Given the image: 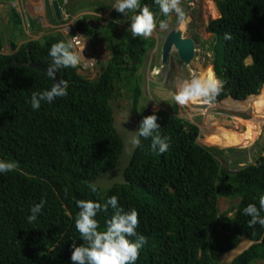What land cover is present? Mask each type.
I'll return each mask as SVG.
<instances>
[{
  "label": "trees",
  "instance_id": "trees-1",
  "mask_svg": "<svg viewBox=\"0 0 264 264\" xmlns=\"http://www.w3.org/2000/svg\"><path fill=\"white\" fill-rule=\"evenodd\" d=\"M213 1L220 15L207 28L213 36L208 47L210 70L224 82L214 102H241L259 95L264 86V0ZM140 2L158 20L169 17L153 0ZM11 17L20 24L15 10ZM75 26L91 38L97 33L85 20H77ZM226 32L230 40L224 39ZM113 33L118 37L108 40L112 55L100 76L90 80L76 67L61 68L56 77L67 81V94L42 102L35 111L26 102L31 92L49 88L53 81L30 64L46 67L48 48L62 39L52 34L20 46L12 41V53L0 50V160L16 162L15 169L0 174V264H72L70 245L82 243L74 225L75 200L103 204L112 195L123 209L137 211L136 232L145 236L146 243L135 264L264 261V227L249 226L250 217L242 213L249 203L258 207L264 194L263 154L229 171L218 159L223 151L197 144L195 124L156 112L158 131L168 137V150L153 152L150 140L142 138L126 171V184L108 190L94 184L115 166L122 150L113 127L114 105L133 100L130 108L138 124L152 114L139 113L141 89L133 82L155 42L132 38L126 30ZM93 185L96 192L90 191ZM41 197L46 201L42 212L28 223L29 206ZM221 198L238 200L231 215L219 212ZM112 212L108 208L97 213L98 230H105ZM244 239L253 244L231 262L221 263V257Z\"/></svg>",
  "mask_w": 264,
  "mask_h": 264
},
{
  "label": "clouds",
  "instance_id": "clouds-1",
  "mask_svg": "<svg viewBox=\"0 0 264 264\" xmlns=\"http://www.w3.org/2000/svg\"><path fill=\"white\" fill-rule=\"evenodd\" d=\"M62 1L64 2L68 0H60L59 2L61 15ZM153 3L158 6L160 13L165 17L169 16L170 14H174L179 25H183L185 22V12L181 7L180 0H153ZM12 6H14V4ZM44 6L45 0L43 1V7ZM110 8L114 9L118 13H121L124 17H127L128 27L126 31L130 32L132 38H136L138 36L148 38L152 35L155 28L158 27L161 30L168 28L166 20H158L149 7L147 5H142L140 0H112ZM21 19L22 18H20V21ZM22 20L23 21L20 22L21 26L30 23V19L27 18V16ZM61 21H56V25L58 24L57 27L60 25ZM45 23L46 22H43L42 25L46 26L47 23ZM97 24L98 23H94L92 25L90 24L91 29L94 28L93 25ZM179 25H176V27L169 32L177 29L179 30ZM74 27L75 31L78 32L75 23ZM52 34L60 35L62 39L66 41H58L53 43L48 48L47 56L50 58V62L46 66L45 73L46 76L53 81V83L49 88L31 92L30 97L26 102L34 111L39 110L42 102L51 103L57 97H63L67 94V81L62 79H59L58 81L55 80L58 70L61 68L76 67L77 72L80 75L91 79L88 74L90 72H94L98 62L100 61V59L94 56L91 48L87 44V39L89 40L91 37L80 33L86 40L87 47L90 51V56L94 57L97 61L96 66L91 70L80 69V67L77 65L80 64L83 57L82 52L73 50V43L71 41H67L66 36L59 30V28L55 33L45 34L44 37ZM183 36L186 35L184 34ZM183 36L182 38H185ZM152 39L155 40L154 38ZM224 39L230 40L231 34L227 32L224 33ZM9 43H12V41ZM156 46L158 45L156 44ZM156 46H154V48H156ZM196 51L197 49L195 45V54ZM172 53H174L175 56L177 54L175 50L171 51L167 61L163 62L161 51L162 63L169 62V58ZM193 62L194 60L192 63ZM183 66H185V68L188 70L192 69V64H183ZM189 73L191 74V71H189ZM223 83L224 82L217 78L211 70L196 73L193 74L190 79H184L178 84L173 99L179 105H186L189 103L212 104V102L215 100V97L220 93ZM121 102L123 106L120 105ZM127 104L128 102L126 100H119L118 103L114 105L115 115L120 111H122L121 113H124L119 117L121 126L127 119V114L125 112V109L128 110V108H125ZM132 116L136 121L134 115ZM196 126L198 127V125ZM159 128L160 125L157 122L156 114L152 113L150 115H146L140 121L137 131L131 133L128 136V143L133 146H139L141 144L142 138L149 139L150 143L148 147L150 150L158 154H163L168 150L169 142L167 136H162L160 134L158 131ZM200 132L201 129H199V136L201 135ZM199 136L197 138V144L199 142ZM198 145L203 146L200 143ZM15 168L16 162L0 160V174L11 172ZM90 191L96 192V187L94 185L91 186ZM45 203V199L41 197L38 203H32L29 206V214L26 216L28 223H33L37 220L38 215L41 214ZM75 205L78 208V212L75 216L74 225L76 231L79 233V238L82 243L77 245L74 242L72 245H70L72 251L70 253L69 259L72 264H135L139 250L146 243L145 236L136 232L138 218L135 208L128 210L123 209L118 205L116 195L109 196L103 204L97 200L77 199L75 200ZM108 208L113 210L112 215L109 219L105 220V230H98V221L95 217L98 212H105ZM242 213L250 217L248 220L249 226L259 224L261 227H264V215H262V213H264V194L259 196L258 207L256 204L249 203L242 209ZM130 237H133L134 239H129ZM252 244L253 243H251V245Z\"/></svg>",
  "mask_w": 264,
  "mask_h": 264
},
{
  "label": "rangeland",
  "instance_id": "rangeland-1",
  "mask_svg": "<svg viewBox=\"0 0 264 264\" xmlns=\"http://www.w3.org/2000/svg\"><path fill=\"white\" fill-rule=\"evenodd\" d=\"M2 1L0 0V4ZM208 2L215 6L213 0H180L181 7L185 12L183 35L186 36L183 37L192 39L197 49L192 63L191 75L189 70L183 68L175 59V54L170 56L169 62L162 63L160 46H156V44H161L160 41L167 32L179 25L175 15L170 14L166 20L168 28L161 30L157 27L148 37L155 39L154 46L156 48L153 46L148 49L139 69L140 75L134 79L133 83H138L141 89V96L138 101L139 113L168 112L171 116H177L198 125L201 129V137L199 136L198 143L207 148L223 151L222 158H218L221 166L226 167L229 171H235L254 162L260 154L264 155V99L262 98V90L259 95L241 102L225 99L212 104L209 103L212 107H207L203 103H189L178 108L175 107L177 103L173 99L177 86L182 80L190 79L200 67L202 72L206 69L210 70L212 52L209 51L208 47H210L213 36L207 32V28L211 21L219 18L220 14L215 6L216 16H212L207 9ZM104 4L101 3V6L104 7L106 5ZM2 11L0 9V38L2 40L0 50L2 53L8 54L11 53V43L9 42L14 41L20 46L30 40L32 36H25L21 24L15 25L11 21L10 26L7 27L4 22L6 15ZM112 20H114L113 17ZM43 38L44 36L38 37L39 40H43ZM60 38L62 39L61 36ZM109 61L108 55L101 57L94 72L88 74L90 80L97 79ZM247 63H251V59H248ZM234 162H239L240 167L233 168ZM237 203L238 200L221 198L218 202L219 212H230L229 215H231ZM250 246V242L245 239L242 240L237 249L221 257V263L231 262ZM255 264H264V261H258Z\"/></svg>",
  "mask_w": 264,
  "mask_h": 264
},
{
  "label": "crops",
  "instance_id": "crops-1",
  "mask_svg": "<svg viewBox=\"0 0 264 264\" xmlns=\"http://www.w3.org/2000/svg\"><path fill=\"white\" fill-rule=\"evenodd\" d=\"M44 0H3L0 4V9L5 13V24L10 26L12 17V11L15 10L20 18L24 19L26 16L30 19V23L22 25V29L25 31V36L30 37V40L38 39V37L44 36L48 33H55L57 31L56 19L52 9L53 0H45V6L43 7ZM101 3H105L104 7ZM112 0H68L62 1V10L66 9L72 15L73 23L77 20H85L87 24L98 23L96 28L97 33L95 37L87 39V44L91 48L94 56L98 59L107 56L111 57L112 50L109 47L108 40H111L115 35L113 32L123 33L128 27L127 17H124L121 13L111 9ZM14 4V6H12ZM114 20H112V17ZM21 19V22L23 21ZM46 22V26L42 23ZM99 26V28H98ZM45 27V28H43ZM115 38L118 36L115 35ZM66 41V40H63ZM90 41V42H89Z\"/></svg>",
  "mask_w": 264,
  "mask_h": 264
},
{
  "label": "water",
  "instance_id": "water-1",
  "mask_svg": "<svg viewBox=\"0 0 264 264\" xmlns=\"http://www.w3.org/2000/svg\"><path fill=\"white\" fill-rule=\"evenodd\" d=\"M59 2L60 0H53L51 3L55 19L58 22L62 19ZM93 27L96 28L97 26L93 25ZM161 49L163 62L167 61L169 53L173 50L176 51L179 61L184 65H191L195 57L194 41L189 38H182V33L178 29L169 32L163 42ZM30 66L40 72L45 73L46 67H39L35 64H30ZM55 80L58 81L59 79L55 77ZM129 103L131 106L133 104V100H130ZM120 105L123 106L122 102L120 103ZM121 112L122 111L118 112L116 115L114 114L113 127L122 143V150L118 156L115 166L112 169L101 173L99 177L94 181V184L96 186L106 190L113 188L117 184L127 183L126 171L131 166L136 150L139 147L130 145L128 143V136L131 133L136 132L139 125L138 122L133 119L131 108H129L128 110L125 109L127 119L125 122H123L122 126L120 124L119 117L124 113Z\"/></svg>",
  "mask_w": 264,
  "mask_h": 264
},
{
  "label": "built area",
  "instance_id": "built-area-1",
  "mask_svg": "<svg viewBox=\"0 0 264 264\" xmlns=\"http://www.w3.org/2000/svg\"><path fill=\"white\" fill-rule=\"evenodd\" d=\"M62 10V21L57 27L66 36L67 41L73 43V50L82 52V59L80 64L77 66L82 70H91L96 66V59L90 56V51L87 47L86 40L84 37L75 31L73 19L71 13L66 9V4Z\"/></svg>",
  "mask_w": 264,
  "mask_h": 264
},
{
  "label": "bare ground",
  "instance_id": "bare-ground-1",
  "mask_svg": "<svg viewBox=\"0 0 264 264\" xmlns=\"http://www.w3.org/2000/svg\"><path fill=\"white\" fill-rule=\"evenodd\" d=\"M210 4V5H209ZM207 9H208V11H209V13L212 15V16H216V9H215V6L213 5V3H211V2H208V6H207ZM179 30H180V32L182 33V36H183V33H184V30H185V26H184V24L182 25V26H180V28H179ZM208 69H206L204 72H206ZM191 71V70H190ZM203 70L201 69V67L199 68V69H197V73H200V72H202ZM251 97H253V96H251ZM250 98V97H249ZM262 98L264 99V86H263V88H262ZM243 103V102H242ZM203 105H205V104H203ZM240 105V104H239ZM207 107H212V105L211 104H207L206 105ZM244 106V105H243ZM259 106V105H258ZM249 108V107H248ZM233 110H235V109H233ZM261 110V109H260ZM260 112V111H259ZM259 114H261V113H259ZM258 115V114H257ZM247 133V132H246ZM249 134V133H248Z\"/></svg>",
  "mask_w": 264,
  "mask_h": 264
},
{
  "label": "flooded vegetation",
  "instance_id": "flooded-vegetation-1",
  "mask_svg": "<svg viewBox=\"0 0 264 264\" xmlns=\"http://www.w3.org/2000/svg\"><path fill=\"white\" fill-rule=\"evenodd\" d=\"M168 33V32H167ZM167 33L165 34V37L167 36ZM165 37L162 39V41H160L161 42V44H157L158 46H160V51H161V48H162V45H163V42H164V40H165ZM173 55H171V56H174V53H172ZM175 59L179 62V64L183 67V68H185V66H183V64H182V62H180L179 61V59H178V57H177V54H176V56H175ZM190 71V70H189ZM191 75V74H190ZM124 108V107H123ZM125 108H130V105L129 104H127L126 106H125Z\"/></svg>",
  "mask_w": 264,
  "mask_h": 264
}]
</instances>
